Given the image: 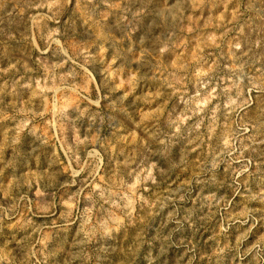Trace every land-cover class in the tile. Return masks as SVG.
<instances>
[{"label": "rangeland", "instance_id": "1", "mask_svg": "<svg viewBox=\"0 0 264 264\" xmlns=\"http://www.w3.org/2000/svg\"><path fill=\"white\" fill-rule=\"evenodd\" d=\"M0 264H264V0H0Z\"/></svg>", "mask_w": 264, "mask_h": 264}]
</instances>
